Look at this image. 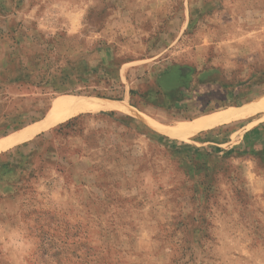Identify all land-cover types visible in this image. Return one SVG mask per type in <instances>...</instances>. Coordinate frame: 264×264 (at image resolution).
Listing matches in <instances>:
<instances>
[{
  "label": "rangeland",
  "instance_id": "obj_1",
  "mask_svg": "<svg viewBox=\"0 0 264 264\" xmlns=\"http://www.w3.org/2000/svg\"><path fill=\"white\" fill-rule=\"evenodd\" d=\"M263 95L264 0H0V143L122 104L0 153V264H264V112L159 129Z\"/></svg>",
  "mask_w": 264,
  "mask_h": 264
},
{
  "label": "bare ground",
  "instance_id": "obj_2",
  "mask_svg": "<svg viewBox=\"0 0 264 264\" xmlns=\"http://www.w3.org/2000/svg\"><path fill=\"white\" fill-rule=\"evenodd\" d=\"M122 106L119 102L114 101H90L70 99L61 102L52 112L49 120L42 127H33L19 134L9 136L0 143V153L10 149L20 143L30 140L34 135L39 133L43 128L48 129L57 126L83 112H110L120 109ZM264 112V98L262 101L246 108H229L224 111L209 114L189 122L185 126L176 128H159L168 136L181 140L189 141L202 131H207L216 127H221L236 121H243L255 117L257 114ZM42 128V129H41ZM38 135V134H37Z\"/></svg>",
  "mask_w": 264,
  "mask_h": 264
},
{
  "label": "crops",
  "instance_id": "obj_3",
  "mask_svg": "<svg viewBox=\"0 0 264 264\" xmlns=\"http://www.w3.org/2000/svg\"><path fill=\"white\" fill-rule=\"evenodd\" d=\"M264 96V95H263ZM262 97V96H261ZM258 98H260V97H258ZM258 98H256V99H258ZM256 99H253V100H251V101H249V102H247L246 104H248V103H251L252 101H254V100H256ZM224 111V110H223ZM258 116V115H257ZM203 117V116H202ZM199 118H201V117H199Z\"/></svg>",
  "mask_w": 264,
  "mask_h": 264
}]
</instances>
